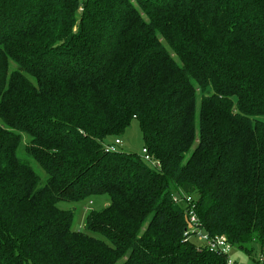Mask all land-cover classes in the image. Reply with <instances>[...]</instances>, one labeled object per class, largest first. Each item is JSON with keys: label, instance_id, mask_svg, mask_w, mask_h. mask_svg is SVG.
Here are the masks:
<instances>
[{"label": "trees", "instance_id": "1", "mask_svg": "<svg viewBox=\"0 0 264 264\" xmlns=\"http://www.w3.org/2000/svg\"><path fill=\"white\" fill-rule=\"evenodd\" d=\"M175 196L264 264V0H0V264H228Z\"/></svg>", "mask_w": 264, "mask_h": 264}, {"label": "rangeland", "instance_id": "2", "mask_svg": "<svg viewBox=\"0 0 264 264\" xmlns=\"http://www.w3.org/2000/svg\"><path fill=\"white\" fill-rule=\"evenodd\" d=\"M177 59V58H176ZM179 62V60L177 59ZM121 148L127 152H135L139 155L142 154L144 140L142 130L140 128L139 122L135 119L131 126L126 130L123 134ZM110 140L113 137L109 138ZM29 141V137H25L24 143ZM36 167L42 171L43 169L35 163ZM110 203V199L108 195H100L96 196L90 201H80V202H60L59 205L64 208L74 209L76 212V217L74 221V227L80 230L85 229L86 216L91 209H101ZM230 256L236 259L240 264H256L255 260H253L245 251L239 249L238 247H233Z\"/></svg>", "mask_w": 264, "mask_h": 264}, {"label": "built area", "instance_id": "3", "mask_svg": "<svg viewBox=\"0 0 264 264\" xmlns=\"http://www.w3.org/2000/svg\"><path fill=\"white\" fill-rule=\"evenodd\" d=\"M116 143L121 144L122 142L120 140H116ZM107 147H108V149L113 150V149H115L116 146L115 145H108ZM143 152H144L145 160H147L153 166H156V167L160 166V164L157 161H155L150 154L147 153L146 148L143 149ZM174 199L176 201L182 200L183 202H185L186 206H188V208H189V211H188L189 226L186 229L185 236H188V235L191 236L192 235L191 232H195V234H193V235L195 237H197L203 243H206L210 249L219 251L223 254H226L228 256L227 257V263L228 264H240L232 256H230V252H231L233 246L228 242L226 237L216 236L215 238H212L209 234L204 232L202 227H198L199 218L196 215L195 205L193 203V199L191 196H183L182 198L175 196ZM259 264H262V263H259Z\"/></svg>", "mask_w": 264, "mask_h": 264}, {"label": "crops", "instance_id": "4", "mask_svg": "<svg viewBox=\"0 0 264 264\" xmlns=\"http://www.w3.org/2000/svg\"><path fill=\"white\" fill-rule=\"evenodd\" d=\"M236 260V259H235ZM237 261V260H236ZM238 262V261H237Z\"/></svg>", "mask_w": 264, "mask_h": 264}]
</instances>
